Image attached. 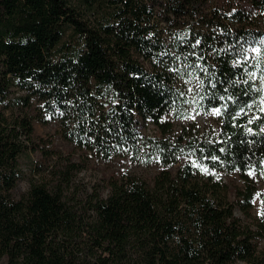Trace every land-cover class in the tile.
I'll list each match as a JSON object with an SVG mask.
<instances>
[{
	"label": "trees",
	"instance_id": "1",
	"mask_svg": "<svg viewBox=\"0 0 264 264\" xmlns=\"http://www.w3.org/2000/svg\"><path fill=\"white\" fill-rule=\"evenodd\" d=\"M238 1L0 0V262L264 264V216L253 214L264 113L247 108L264 95L248 76L251 49L264 50V0ZM194 91L204 114L220 109L216 128L168 134L164 116ZM28 110L85 159L148 146L160 168L111 173L105 192L87 191L74 184L82 163L59 157L17 198L20 156L52 152ZM138 118L161 136L145 143ZM220 173L242 185L230 189Z\"/></svg>",
	"mask_w": 264,
	"mask_h": 264
},
{
	"label": "rangeland",
	"instance_id": "2",
	"mask_svg": "<svg viewBox=\"0 0 264 264\" xmlns=\"http://www.w3.org/2000/svg\"><path fill=\"white\" fill-rule=\"evenodd\" d=\"M217 1L219 2V0ZM235 2L239 1L235 0ZM260 19L261 25L264 26V19ZM188 88L192 91L195 88V83L189 84ZM197 101L196 91H194L183 109L171 111L164 116V119L171 124L168 134L172 136L177 135L185 127L187 129L192 128L194 122H196L199 128L200 136L207 137L212 133L210 127L213 130L216 128L214 121L215 112L212 111L209 114H204L199 108ZM27 114L32 118L35 134L48 141L45 145L43 142L36 139L39 143V147L44 149L50 147L52 152L50 155L44 156L39 150H28L20 156L19 165L22 171V177L13 190V194L17 198L26 193L31 181H38L41 177L48 175V170L52 165L56 162L59 163V157L61 159L69 157L75 162L80 161V163H82L81 170L74 176V184L79 189L86 188L87 191H91L95 187L96 190L105 192V179L107 176L111 175V173L127 171L151 176L160 168V164L156 161L155 153L148 146L144 147L137 155L127 158H115L113 162L109 163H104L95 157H90V154H87V159H85L84 153L75 150L59 138L55 132L54 124L41 125L34 117V112L32 110H28ZM136 128L146 139L145 143H147V139L149 138L161 136V132L153 123L144 121L140 118L137 119ZM37 169H39V172H37ZM220 176L230 189L234 186L242 185L241 179L236 174L224 175L220 173ZM254 179L257 192L253 198V214L258 215L262 211L259 193L264 189V179L259 176H254ZM229 199H233L231 193H229ZM235 215L241 220H244L243 215L238 209H235ZM258 246L264 249V237L258 240ZM0 264H4V261H1Z\"/></svg>",
	"mask_w": 264,
	"mask_h": 264
},
{
	"label": "snow or ice",
	"instance_id": "3",
	"mask_svg": "<svg viewBox=\"0 0 264 264\" xmlns=\"http://www.w3.org/2000/svg\"><path fill=\"white\" fill-rule=\"evenodd\" d=\"M199 43V41H197V44ZM262 44H264V41H261ZM251 51L253 53L256 54V56L259 58L257 59L256 61V64L253 66L256 68V71H252V72H248V76H249V79L250 80H256L257 78L260 80L261 82V86L259 88L256 89L257 92H261V93H264V68H262L260 65H261V61L264 60V50H262L260 47H253L251 49ZM247 60V58H245V61ZM247 71V69H246ZM259 72V77H257V74ZM245 83H248V81H245ZM256 106L258 111L260 113H264V95H262L260 98H259V101H253V104H249L247 105V108L250 110L252 109L253 106ZM215 111V114L216 115H220V109L217 108L214 110ZM244 109H241V112H243ZM261 117L260 116H255L253 117L252 119H249L248 123L251 124L253 123V120L254 119H260ZM249 132H251L252 130L249 128L248 129ZM213 160L217 159L216 157H212ZM198 166V165H196ZM204 172H208V169L205 167L202 169ZM254 173L250 172L249 175H253ZM260 215L264 216V212H261Z\"/></svg>",
	"mask_w": 264,
	"mask_h": 264
}]
</instances>
